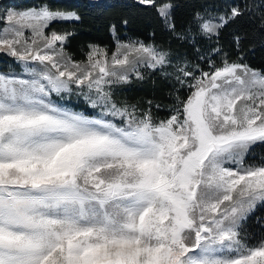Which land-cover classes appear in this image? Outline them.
<instances>
[{
	"label": "snow or ice",
	"instance_id": "1",
	"mask_svg": "<svg viewBox=\"0 0 264 264\" xmlns=\"http://www.w3.org/2000/svg\"><path fill=\"white\" fill-rule=\"evenodd\" d=\"M138 3L177 41L195 45V32L217 45L199 57L208 71L179 58L174 80L190 91L176 89L172 105L114 99V86L145 79L141 67L172 63L156 45L118 41L111 57L93 45L82 67L65 51L71 32L45 33L76 13L45 4L2 17L0 53L28 78L0 74V264H264V241L242 238L264 202V164L245 163L264 143V73L219 46L246 14L264 28V0L196 10L186 31L173 0ZM241 40L233 34L237 49ZM54 94L83 95L99 113L72 111Z\"/></svg>",
	"mask_w": 264,
	"mask_h": 264
},
{
	"label": "trees",
	"instance_id": "2",
	"mask_svg": "<svg viewBox=\"0 0 264 264\" xmlns=\"http://www.w3.org/2000/svg\"><path fill=\"white\" fill-rule=\"evenodd\" d=\"M157 2L159 3L160 0ZM173 2L175 5L173 19L176 28L178 31H186L194 11L204 8L223 10L228 5L242 3L244 0H173ZM247 3L250 6L252 4L259 5L260 0H247ZM45 4L53 10L74 12L80 17L77 21L53 22L46 29V31L55 30L73 34L65 49L75 60L85 59L90 45L104 46L109 52H112L116 47L117 39H138L168 51L172 57H182L191 64H199V68L204 71L209 70L207 59L201 60L199 57L207 58L210 53L199 54L203 44L210 40L193 32L195 45L191 42L177 41L166 30L155 9L140 5L138 0H0L2 10L8 8L24 10ZM125 20L128 21L127 24H124ZM113 25H115V32H113ZM233 34H239L242 37L240 49H237L234 44ZM210 43V49L217 46L215 41H210ZM219 46L223 53H227L230 60H238L242 53L243 60L241 62L264 73V28L259 25L258 20H254L246 14L238 23L223 30ZM222 58L220 54H211V59L218 66ZM10 69L19 70L21 65L13 57L0 53V71H9ZM145 71H149V69ZM148 74L145 73L144 80H135L132 84L123 86L121 96L141 102L150 99L166 105L170 98H174L175 90L178 87L168 83L158 71H149ZM196 74L199 75V70ZM189 91L186 88L183 92L179 90L178 94L180 93L182 98H186ZM245 163L264 164V143L258 142L252 146L245 157ZM242 238L249 246L258 245L264 241V202L259 204L247 219L242 229Z\"/></svg>",
	"mask_w": 264,
	"mask_h": 264
},
{
	"label": "rangeland",
	"instance_id": "3",
	"mask_svg": "<svg viewBox=\"0 0 264 264\" xmlns=\"http://www.w3.org/2000/svg\"><path fill=\"white\" fill-rule=\"evenodd\" d=\"M230 4V3H229ZM29 9V8H28ZM11 10H14V11H24V10H27V9H24V10H17V9H14V8H8V9H3L2 10V8L0 7V24H1V30L6 26L5 25V23H4V21H3V19H2V17H4L5 16V14L8 12V11H11ZM211 10V9H210ZM216 10H220V9H216ZM50 32L51 31H46V29H45V33L46 34H50ZM26 35H28V33L26 32ZM205 38V37H204ZM206 40H208L207 38H205ZM136 41V40H138V39H117L116 40V47H115V49H114V51H112V52H109L108 50H107V48L106 47H104V46H99V45H94V46H99L101 49H106L107 51H108V53H109V57H111V54L113 53V52H115L116 51V48H117V42L118 41H121V42H124V43H127L128 41ZM138 41H141V40H138ZM143 42V41H142ZM143 43H145V42H143ZM145 44H152V43H145ZM211 43H210V41H207V42H205L204 44H203V47H202V50L200 51V54L199 55H201V54H209L210 53V48H211V45H210ZM90 46H93V45H90ZM90 46H89V50H90ZM158 47V46H157ZM160 50H163V51H166V50H164V49H162V48H160V47H158ZM201 49V48H200ZM89 50H88V52H89ZM65 51L68 53V51L65 49ZM87 52V53H88ZM166 52H168V51H166ZM169 53V52H168ZM69 54V53H68ZM170 54V53H169ZM71 56V55H70ZM205 57V56H204ZM170 58H171V60H172V63L170 64V65H168L165 69H163V71H161V70H156V71H158L162 76H164V78H166V80H167V82L169 83H171V84H174L175 86H177L178 87V89L180 90V92H183L186 88H180V86H179V84H177L176 82H175V80H174V75H175V65L177 64V62H178V60H179V58H181V57H177V56H175V57H172L171 56V54H170ZM15 59V58H14ZM73 59V58H72ZM74 61H76V62H83L82 63V67L84 66V63H86L87 62V54H86V58L85 59H82V60H75V59H73ZM17 62V61H16ZM189 62V61H188ZM191 63V62H190ZM20 64V63H19ZM21 65V64H20ZM146 70V68H143V67H141L140 68V71L141 72H143V73H147L148 74V72L149 71H153V70H151V69H149V71H145ZM255 70V69H254ZM256 71H258V70H256ZM258 72H260V71H258ZM163 73H170V74H173V75H169V76H166V75H164ZM0 74H3V75H6V76H13V75H15V76H24V78H28L27 76H25L24 75V73H23V67H22V65H21V69H19V70H14V69H10L9 71H0ZM150 74V73H149ZM148 74V75H149ZM135 80H137L136 78H135V76H133L132 77V79H131V82L130 83H128V84H132V82H134ZM169 80V81H168ZM140 81V80H139ZM128 84H122V85H116V86H114V88H113V94H114V99H116L117 101H127V102H129V103H135V104H138L139 105V107L140 108H147L148 107V105L146 104V101H148V100H150V99H148V100H146V101H135L134 99H125V98H123L122 96H121V91H122V87L123 86H126V85H128ZM130 91V90H129ZM188 94H189V92H188ZM187 94V95H188ZM130 95L132 96V94L130 93ZM179 95L181 96V94L179 93ZM169 96V95H168ZM187 97V96H186ZM52 100L55 102V103H57V104H59V105H61V106H63V107H66V108H68V109H70V110H72V111H76V112H79V113H82V114H84V115H86V116H90V117H95V116H97L98 115V113H99V110L98 109H93V108H91V107H89V105H88V103L86 102V100L84 99V96L83 95H75V94H73V95H71V96H67V95H65L63 98H61V97H58V96H56L55 94L52 96ZM153 103L155 104V103H159V102H154L153 101ZM174 103V98H170L169 99V101H167V103H166V105H172ZM76 105H79V106H76ZM152 111H153V114L156 116V117H159L160 119H164V118H166V117H168L169 115H170V112L165 108V109H161V110H157L155 107H153L152 108ZM116 123H118V124H120L121 123V121H119V120H117L116 121ZM262 202H258L257 203V205H256V207L259 205V204H261ZM255 207V208H256ZM255 210V209H254ZM252 213V212H251ZM251 213L249 214V216L251 215ZM249 216H248V218H249ZM247 218V219H248ZM247 221V220H246ZM246 221L244 222V225H243V227L245 226V223H246ZM244 242V241H243ZM245 243V242H244ZM246 244V243H245Z\"/></svg>",
	"mask_w": 264,
	"mask_h": 264
}]
</instances>
